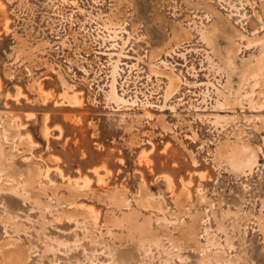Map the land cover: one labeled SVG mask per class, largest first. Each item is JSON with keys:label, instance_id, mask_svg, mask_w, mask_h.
<instances>
[{"label": "rangeland", "instance_id": "obj_1", "mask_svg": "<svg viewBox=\"0 0 264 264\" xmlns=\"http://www.w3.org/2000/svg\"><path fill=\"white\" fill-rule=\"evenodd\" d=\"M200 1L127 0L124 14L109 18L116 0H0L9 19L8 30L0 24V136L6 126L18 129L5 146L19 151L16 159L38 166L34 188L41 191L40 202L29 191H0V215L23 226L17 232L7 226L5 232L0 222V242L9 236L23 241L31 249L28 264H123L115 250H125L129 264H264V105L249 106L260 87L239 86L235 75L232 89L239 92L241 105L234 111L214 107L227 70L196 34V28L212 22L207 10L194 4ZM259 1L209 0L247 35L262 24L254 13H261ZM156 8L194 33L190 42L167 48L158 59L149 56L151 45L162 38L152 20ZM132 17L138 19L135 29ZM65 34L76 35L81 45L92 41L94 55L84 56L82 63L88 74L79 65L69 73L65 55L47 48ZM257 49L242 46L238 59ZM160 59L183 78L177 93L167 98V79L149 70L150 61ZM116 63L118 92L133 105L107 100ZM53 70L61 71L64 83ZM64 89L78 91L81 105L63 101ZM145 110L152 118L141 115ZM223 141L250 144L257 163L232 170L228 152L217 156ZM11 176L0 170V186L21 190L24 178ZM82 178L87 185L78 186L80 196L69 200L75 180ZM142 186L164 211L136 201ZM117 193L127 202L116 203ZM75 206L84 213H65ZM87 206L95 208L98 219ZM199 216L193 238L183 239ZM145 218L151 229L142 235L138 224ZM211 252H218L217 261Z\"/></svg>", "mask_w": 264, "mask_h": 264}, {"label": "bare ground", "instance_id": "obj_2", "mask_svg": "<svg viewBox=\"0 0 264 264\" xmlns=\"http://www.w3.org/2000/svg\"><path fill=\"white\" fill-rule=\"evenodd\" d=\"M184 1L192 3L191 0H184ZM116 2H117V5H115V11L112 12V15L111 14L108 15L109 18L111 17L118 18L119 14H124V6H125V3H127V0L126 2L125 0H116ZM194 4L203 6L207 10V13H208V15L206 14L207 17L212 16V22L203 28L201 27L196 28V34L199 36V39L203 41L205 44H207L211 48L212 52L218 57V60H219L218 66L221 69L227 70L226 79H225L224 84L222 85V88H223L222 93L220 92L222 94V98L220 100H216V104L214 105V107H219L221 109L227 108V109L234 111L235 108L238 107L237 105L239 104L241 105L242 102H241L239 92L233 91L234 87L232 84H234L233 76L235 77V75L238 78L237 81H238L239 86H242L243 84L245 85L246 83L250 82L252 83L251 85L260 87V90L257 93V98L255 99V101L249 100L250 101L249 106H254L255 104L257 106L263 107L264 105V0H261L260 2L261 13L257 12L254 9L255 11L254 13H256V16L262 20V24H261L262 26L260 25L259 27L258 26L255 27L253 29V31L255 32L250 33L249 35H247V33H244L242 30H239L228 19V16H226L223 12H221L220 9L216 8L211 2H209V0H202L200 2H195ZM155 10L156 11L152 13V20L153 21L156 20L159 25L158 27L162 29V38L159 42H156L151 45L149 56L150 58L152 57V58L158 59V58H161V54L164 51H168L167 48L174 49L173 45L178 46L185 41L190 42L194 33L192 32V29L190 27L184 26L181 22L168 17L166 14L160 13L157 10V8ZM5 14H6L5 6L4 4L0 3V24H2L5 30H8L9 29L8 27L9 19L6 17ZM231 14L232 13H229L228 15L230 16ZM136 18L137 17H132L133 29H135L137 26L138 19ZM248 22L251 25H254L252 20H248ZM257 28L262 30L263 34L261 35L257 34V30H256ZM242 43H243L242 46H245V47H248V46L253 47L257 45L258 49L255 53H251L249 54V56L245 58L241 57L242 59L239 60L238 52L242 47L241 46ZM39 44L40 43H38V45ZM45 46H47V43H45L43 47ZM83 48L86 52H90L91 50V47L88 45L83 46ZM117 61H119V59H116V62ZM84 63L86 62L84 61ZM149 65H150L149 70L151 72L153 71L154 73L163 75L167 79L166 89H165L166 98L177 93L181 83L183 82V78L180 76L179 72H176L173 66H168V63L165 59H160L159 63H153L152 61H150ZM82 66L84 65H80V68ZM60 67L61 66H59L58 68ZM116 69H117V63L112 65L111 80L109 82V89L106 95H107L108 101L115 102L117 106H119L121 104L128 103L129 99H125L124 97H122L123 94L118 92L117 85H116L117 79L115 77V75L117 74ZM53 71L58 72L59 79L64 83L65 80L61 76L62 74L61 71L59 70H53ZM83 72L84 74H88L89 70L87 72L85 71ZM40 84L41 83H39V89L41 88ZM236 88L237 86L235 87V89ZM41 92H42V89H41ZM19 95H22V92L19 91ZM62 100L65 102L74 104V105L75 104L78 105L82 103L80 93L76 90L69 92L68 90L64 89V91L62 92ZM129 102L132 103V105L134 104V102L131 100H129ZM141 115L145 116L146 118H152V113L149 110H145L144 114H141ZM137 116H140V115H137ZM157 121L161 124L163 128L167 127L162 117H157ZM47 130L48 128L44 126L43 127L44 135L47 134ZM17 134H18V129L12 128L10 126H6V132H4L2 136H0V161L3 162V165H4V167H2L3 169H0V170L5 172L8 175H12L11 177L13 176L23 177L24 180L22 179L23 182H21V187H20L22 191L17 189L18 186L16 185H11L10 187L0 186V191H13L17 193L18 195H22L23 192L29 191L30 193L29 197H33L35 198L37 202H40L41 199L39 197V194L41 193V191H39L40 189L38 190L34 188V184L39 181L40 169L38 168L37 165L28 164L22 159H16V154H18L19 151L18 153H14L12 149L6 148L7 145L5 146V144L9 143L8 141L9 137H16ZM227 147H229V149ZM218 149H219V154L218 155L216 154L217 156H222L224 152H228L230 162L228 161L227 162L230 164L232 170L241 172L246 167L251 168L253 165L257 163L256 149L246 142L236 141V142L230 143L228 141H223L219 144ZM7 157L11 158L12 161L8 162ZM47 172L48 170H46L45 176H47ZM79 179L75 180V186L77 185L76 188L75 189L72 188L73 190H70V191L68 190L69 191L68 199L71 201L74 200L80 194L79 193L80 191L78 188L83 187L87 185L88 183V179L86 178H82L81 182L79 181ZM16 184L20 185L19 181ZM134 197L139 204H142L148 207H156L157 209L164 211L163 203L153 199L151 191L145 186L140 187L139 192ZM114 199L116 200L115 201L116 203H119V202L126 203L127 202L126 201L127 199L119 193L114 194ZM85 208L90 214L94 216L95 219L96 218L98 219L97 217L98 213L95 211L94 207L87 206ZM65 213L66 214L68 213L70 215L72 214L78 215L84 212L79 211L77 206H75L72 210H66ZM86 215L87 214H85L84 216ZM261 218H262L261 219L262 221L260 222L261 229L264 235V215ZM201 220L202 218L201 216H199L195 221H193L192 223H190V225H188V228H186L183 231V234L181 233L183 235V239L191 240V238H193L194 233L196 232L197 226L200 224ZM0 222L5 225V232H7L6 230L7 226L13 227L14 231L16 232L19 231L20 227L22 226V223H20L16 219H12L8 214L0 215ZM138 227L142 235L148 232L151 229V224L148 218H145L144 220H142V222L138 224ZM163 229L165 232H167L166 227ZM194 240L196 241V239ZM30 250L31 249L27 247L23 241L19 240L18 238H15V237L12 238L11 236H9L8 238L0 242V264H28V260L31 257ZM216 253L218 252H214L211 254V257H213L214 260H216L215 257H217V255L215 256ZM114 254L117 257L118 262L122 261L123 264L130 263L128 261L129 257H127L125 250H115ZM131 256L133 257L132 254ZM218 257H219V260H221L222 259L221 257L223 256L218 255ZM230 261L231 260H229V262Z\"/></svg>", "mask_w": 264, "mask_h": 264}, {"label": "built area", "instance_id": "obj_3", "mask_svg": "<svg viewBox=\"0 0 264 264\" xmlns=\"http://www.w3.org/2000/svg\"><path fill=\"white\" fill-rule=\"evenodd\" d=\"M45 23L47 24L46 27H45V30H49L50 31V26H48V21H46ZM42 32H44V31L42 30ZM58 37L59 36H55V38L58 39L57 44H55V43L51 44V46H47V48H49L50 50H52L55 53H57V55H63V56L65 55V58H67V59H65V61H67V66L66 67H67L69 73H71L72 72L71 70L74 69V67L72 68V66L77 67L78 65L79 66L80 65H84V66L86 65V64H82L85 61V59L84 60L82 59L84 56H89L90 54L94 55L93 51H95V50H93V49H95V48H93L92 41L87 44L88 46L91 47L90 52H86L84 50V48H83V46H85V45L84 44L81 45L79 43V39H78V37L76 35L65 34L64 37H60V38H58ZM79 61H80V63H79ZM105 62H106V64H108L106 60H105ZM87 66L89 67L88 64H87ZM87 69L89 70V68H87ZM109 77H110V70H107V68H106L105 79L107 80ZM127 82H128L127 79L121 81V83H120L121 84L120 85L121 86L120 87V91H122V92L125 91V89L127 87L126 86Z\"/></svg>", "mask_w": 264, "mask_h": 264}]
</instances>
